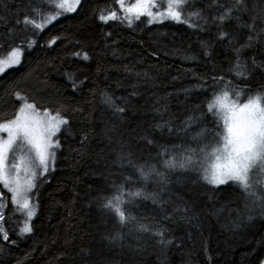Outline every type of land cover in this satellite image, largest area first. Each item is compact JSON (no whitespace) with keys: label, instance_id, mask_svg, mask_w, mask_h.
<instances>
[{"label":"trees","instance_id":"1","mask_svg":"<svg viewBox=\"0 0 264 264\" xmlns=\"http://www.w3.org/2000/svg\"><path fill=\"white\" fill-rule=\"evenodd\" d=\"M117 7L82 0L76 12L29 32L36 44L0 75V122L15 118L17 93L68 121L54 170L33 191L30 233H21L23 214L0 186L8 200L0 264H264V185L255 184L254 200L234 182L209 184L203 160L191 169L165 164L217 146L224 113L207 110L215 95L264 96V0H244L223 25L215 20L221 8L186 7L203 17L191 19L195 28L99 19ZM34 8L44 12L47 0H0V57L21 42L17 21ZM252 17L254 30L245 26ZM221 31L230 36L220 39ZM121 186L134 218L124 224L105 207ZM136 191L143 195L127 196Z\"/></svg>","mask_w":264,"mask_h":264},{"label":"snow or ice","instance_id":"2","mask_svg":"<svg viewBox=\"0 0 264 264\" xmlns=\"http://www.w3.org/2000/svg\"><path fill=\"white\" fill-rule=\"evenodd\" d=\"M47 2L54 6V14H43L39 8H34L32 15H26L23 21H17V23L43 30L60 16L75 12L81 4V0H59L58 3H54V0H47ZM113 2L119 3L123 15H117L116 11H111L109 15L102 14L99 19L105 23L109 20H121L126 21L131 27L134 21L140 20L144 16L148 18L149 24L172 20L195 28L198 25L190 22L191 19L193 17L203 18L199 11L186 13V7L191 6L193 0H159V3L157 0H135L130 6H125V0H113ZM210 4L223 9L215 17V20L223 25L225 21L232 19L233 7H240L244 4V0H232L231 6H227L221 0H210ZM34 15H40L42 23H37L33 18ZM257 18L252 17L253 23L245 26L254 30ZM229 36L230 33L225 31L219 33L220 39ZM248 39L251 41L252 36L250 35ZM33 43L34 41L29 42L28 47H31ZM239 51L240 49H237V52ZM22 55V47H17L11 50L6 59H0V75L9 68L18 66ZM84 58L87 59V55ZM236 67H240L239 60ZM237 75H244V72L237 71ZM75 86L73 84V87ZM16 95L17 99L24 101L23 106L18 110L15 119L0 122V133H7V138L0 136V186L10 191L13 194L12 202L26 212L27 220L23 228L20 229L24 234L32 231L28 221L35 215V207L30 203L28 193L35 187V179L38 174L43 175L54 170V149L60 146L59 140L55 137L61 130V126L66 125L68 121L63 119L59 112L55 116L48 112L41 114L36 110L35 105L26 102V98L19 93ZM228 100L229 92L224 91L222 95H215L213 100L207 104L208 112L214 115L219 112L224 113L223 131L216 134L219 137L217 146L213 147L211 151H205V148L189 149L188 151L192 154L187 155L183 160L176 161L173 158V160L165 161V164L169 168L188 167L197 162L194 160V156L199 151L203 154V161H201L204 171L203 178L209 184L219 186L234 182L246 198L254 197L257 195L252 191L254 184L264 185V96L257 95L254 98H249L248 102L242 105L228 104L226 103ZM105 102L113 103L111 98H107ZM117 111L122 112L123 109L118 108ZM201 135L203 133H197L193 139L195 140ZM209 161L211 163H207ZM22 170L25 174L23 184L20 181ZM140 172L144 179L148 178V174L143 169H140ZM142 195V191L127 193L129 197H141ZM124 197L125 192L121 186L118 189V194L109 199L105 205L115 213L121 224L129 219H134L126 215ZM0 199L3 197L0 196ZM257 199H261V197H257ZM4 207L6 204H0V209ZM3 219V212L0 211V238L7 240L8 233L2 226ZM141 230L148 231V228L142 225Z\"/></svg>","mask_w":264,"mask_h":264},{"label":"rangeland","instance_id":"3","mask_svg":"<svg viewBox=\"0 0 264 264\" xmlns=\"http://www.w3.org/2000/svg\"><path fill=\"white\" fill-rule=\"evenodd\" d=\"M82 1V0H81ZM59 2V0H54V3H58ZM135 2V0H125V6H130V4L131 3H134ZM157 3H159V0H157ZM118 4V7H117V9H115V10H113V11H116L117 12V15H123V12H122V10L120 9V5H119V3H117ZM49 5V6H48ZM211 4H210V0H193V3L191 4V6H197V7H199L200 9L201 8H203V9H206L208 6H210ZM191 6H188V8H190ZM47 9L43 12V10L41 9V8H39L40 9V12L41 13H43V14H54L55 13V9H54V6L53 5H50V4H48V2H47ZM79 7V6H78ZM78 9V8H77ZM161 10H163V7H161ZM77 11V10H76ZM75 11V12H76ZM154 11H155V9H154ZM71 13H74V12H71ZM187 13V12H186ZM67 14H70V13H67ZM67 14H65V15H67ZM110 13H108L107 15H109ZM62 16H64V15H62ZM62 16H60L59 18H61ZM35 17H37V18H35ZM34 17V19H36V21H37V23H42V19H41V16L40 15H36ZM58 18V19H59ZM147 17H144V16H142L141 18H140V20H136V21H134V23L135 22H139V21H141V20H145V21H147ZM54 22V21H53ZM52 22V23H53ZM147 24H148V22H146ZM51 24V23H50ZM49 25V24H48ZM47 25V26H48ZM46 26V27H47ZM46 27H44V28H46ZM43 28V29H44ZM35 31H41V30H39V29H34L31 25H28L27 27L25 26V32H23V35H20V32H18L17 33V36H19L20 35V40H21V42L17 45V46H15V47H13L12 49H14V48H17V47H22V49H23V54H24V52H25V50H27V49H30V48H32L35 44H36V42H37V35L36 34H30L29 32H35ZM32 41H34V43L32 44V46L31 47H28V44H29V42H32ZM11 49V50H12ZM11 50L10 51H8V53H6L5 55H3V56H1L0 57V59H6L7 57H8V55L10 54V52H11ZM22 57H23V55H22ZM22 57H21V61H22ZM21 63V62H20ZM12 68V67H11ZM10 69V68H9ZM257 95H261L260 93H257V94H254V95H252V96H250V97H248L245 101H243V102H239V101H237V100H235V99H231V98H229V100L228 101H226V103H228V104H235V105H242V104H244V103H247L248 102V99L249 98H254L255 96H257ZM26 102L27 103H29V104H33V103H31V102H29V101H27L26 100ZM23 103H24V101H22L21 102V106H20V108L23 106ZM34 105V104H33ZM35 108H36V106H35ZM36 110L38 111V112H40L41 114H43L44 112H48V113H50L52 116H55L56 114H53L52 112H50V111H42V110H39V109H37L36 108ZM13 119H15V118H13ZM64 126V125H63ZM63 126H61V129L63 128ZM61 131V130H60ZM59 131V132H60ZM58 132V133H59ZM58 133L56 134V137H55V139H57V135H58ZM0 136H2L3 138H7V133H0ZM57 149L58 148H56V149H54V151H55V162H54V166H55V164H56V161H57ZM211 151V150H210ZM194 160H196L197 162L196 163H194V164H198V162H200L201 160H203V154L202 155H200V156H196V157H194ZM18 162V161H17ZM207 163H211V161H209V162H207ZM194 164H192V165H194ZM192 165H190V166H188L187 168H190L191 169V166ZM201 168L203 169V167L201 166ZM52 170H50L49 172H51ZM49 172H47V173H45V174H43V175H37V177H36V179H35V187L37 186V184L39 183V181L45 176V175H47ZM13 175H15L14 173H13ZM20 181H21V183L23 184L24 183V181H25V174H24V172H23V170L21 171V173H20ZM254 186H255V184H254ZM35 187L34 188H32V190L28 193V198H29V200H30V203L32 204V205H34V207H35V215H36V210H37V206H36V203H35V200H34V195H33V191H34V189H35ZM5 190H6V192L7 193H9L10 194V197H11V200H12V193L8 190V189H6V188H4ZM253 192H255L257 195L256 196H254L253 198H254V200H257V197L259 196V193L258 192H256V191H254V190H252ZM0 196H2L3 197V199H0V204H7V206H8V200L4 197L5 195H4V192L0 189ZM13 204L14 205H16L14 202H13ZM17 206V205H16ZM5 208L6 207H4V208H2V209H0V211H2L3 212V216H4V213H5ZM18 208V207H17ZM7 209V208H6ZM18 210H19V212L20 213H22L23 214V225H22V228H23V226H24V224H25V222H26V220H27V216H26V212L24 211V210H22V209H19L18 208ZM35 215L31 218V220L30 221H28L30 224H32V221H33V219L35 218ZM2 226H3V228H4V223L2 222ZM5 229V228H4ZM24 234H26V233H24Z\"/></svg>","mask_w":264,"mask_h":264}]
</instances>
